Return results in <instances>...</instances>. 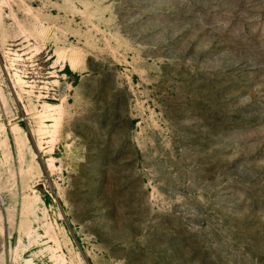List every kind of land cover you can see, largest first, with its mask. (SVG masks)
Segmentation results:
<instances>
[{
	"label": "rangeland",
	"instance_id": "374dc122",
	"mask_svg": "<svg viewBox=\"0 0 264 264\" xmlns=\"http://www.w3.org/2000/svg\"><path fill=\"white\" fill-rule=\"evenodd\" d=\"M0 264H264V0H0Z\"/></svg>",
	"mask_w": 264,
	"mask_h": 264
}]
</instances>
